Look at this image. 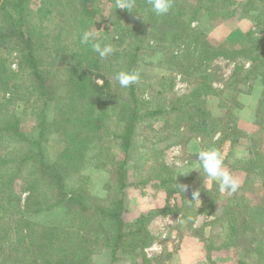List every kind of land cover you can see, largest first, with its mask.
<instances>
[{
  "label": "rangeland",
  "instance_id": "1",
  "mask_svg": "<svg viewBox=\"0 0 264 264\" xmlns=\"http://www.w3.org/2000/svg\"><path fill=\"white\" fill-rule=\"evenodd\" d=\"M246 1L231 0V2L225 4L227 9H218L214 13V18H211L207 8L203 7L204 5L197 6L196 0H174L167 20L169 22L180 21V24L184 20L191 21L193 40L183 42L164 35L158 41L149 28L143 35L137 30V35L134 37L125 36V41L122 42L123 45L120 43L121 41H117L115 36V32L120 29H117L115 14H110L112 3L107 0H95V3H93L95 15L91 18L92 20L87 25L86 30L95 31L97 40L102 45L111 44L113 46L115 51L110 56H115L114 58L118 59L119 64H122V60L118 57L122 55L117 54L116 49L119 50L124 45L126 46L127 42L135 41L137 37L143 39L144 43L136 69L140 78L135 83V96L139 98L142 115L137 122V137L133 143L131 161L126 166V177L129 186L126 188L127 193L124 199L123 219L126 223H134L139 216L145 215L149 234L154 236L156 241L143 249L141 253H138L140 250L132 252L131 248L120 251L125 256L136 255L141 259L143 254L149 251V248L154 244L162 243L164 245V243L172 242L173 245L178 238V233L174 229L179 230L181 225L190 226L200 234L201 228L197 227L209 222L211 247H220L219 249H223V253H231L243 264H264L261 259L264 256V175L261 173L264 160L260 161L257 168L252 167L251 158L238 162L234 161L232 158L233 153L227 154L229 145L226 144L227 141L234 144L233 142L240 141L242 137L249 133L243 131L239 127V123L249 125L251 119L248 118L247 114L241 115L239 112H241L244 105L251 106L255 101L257 107H259V100L262 93H264V65H259V60L255 58L244 60L242 59L243 56L229 58L223 53L211 58L206 55L208 46L221 45L229 50L240 49V47L249 44V36L258 38L264 35V0H252L250 3L244 4ZM41 4L42 0H30V6L34 10ZM195 8H199V10L195 12ZM68 10L69 8L66 14H71V11ZM143 21L141 20V22ZM45 22L51 30L55 29L56 21L50 22L46 18ZM138 23L141 24L140 21L137 22L134 19L125 22L126 26H124L127 34L135 32L133 28ZM147 24L151 25L149 19ZM72 35L74 36V32L70 28L68 33L62 37L66 43L73 44L71 43ZM258 43H256L258 47H263L262 44ZM1 51L3 54L9 55L8 62L14 73L17 72L19 69V55L16 52L11 53L10 48L7 46L2 47ZM210 51L209 48L208 52ZM54 52L52 53L55 54ZM217 52L219 50L211 56ZM97 55L94 52V56ZM44 56L45 59L50 57L49 53ZM107 57L103 59L99 57V71L107 75L112 82L111 92L109 93V111L107 113L109 116L105 121V126L112 133L122 129L126 119L131 114L132 95L129 88H121L116 80V73L122 67L115 64L109 70L107 63H105ZM235 60H242L244 67L238 70L235 69ZM57 61L60 62L51 66V69L54 73L61 75L64 72V66H67V64L64 59H58ZM204 75L208 76L212 88L210 92L212 93L209 95L203 94L201 101L206 100L207 108L214 116L220 118L218 122L212 125V128L217 131L214 138L209 136V131L200 133L197 136L196 129L186 128V125H189L187 120L184 121L185 125L180 131L177 132V130L172 129L174 112L168 111L161 115L149 114L150 110L157 108L167 107L168 109L170 101L190 93L197 85H200ZM16 82L17 86L11 87L10 99L7 100L10 103L3 108L4 111L10 112V115L0 113V121L18 119L24 133V136L15 135L12 132L7 133V136H3L5 134L0 135V225L3 224L0 232L3 231L2 235L9 233L11 237L16 234L17 238L20 239L19 243L16 240L15 249L12 252L14 258H9L8 264L23 263L20 260V253H23L20 245L22 235H18L16 218L26 211L25 200L28 193L24 188L25 184L22 179L24 172L26 169L33 167L36 161H39V156L25 160V164L21 159L26 157L25 155H37L38 149L32 144V140L36 137L43 116L46 114L49 121L57 116L55 102H50L46 107L43 98L37 99L38 89L29 78ZM145 95L148 96V99H145ZM62 109L66 110V105H63ZM256 115L257 113L253 122V125H256V131L252 130V125H250L248 129L252 136H248L247 139L251 138L249 143L251 151H253V154L255 150L258 151V160H260L264 157V135L262 128L256 123ZM195 118L197 119L196 116ZM223 133L228 134L230 137L221 143L219 140L223 137ZM106 134V136H102L101 133H98L93 149L91 148L88 152L85 164L81 166L77 164L76 167L70 168L69 174L66 175L67 189L70 192H79L85 197V200L92 204L93 198L91 195L108 199L106 205L111 204L113 197V193L108 192L106 189L109 173L105 169L99 168L94 161L91 163L90 159L93 154H98L103 158L104 155L111 153L117 159L124 158L121 141L113 137L111 140L110 135L107 132ZM193 138L199 139L201 149L214 147L221 152L225 156L224 163L226 167L234 175L237 176L238 174L236 169H244L246 179L239 190L233 194H221L213 186L211 192L204 197H199L196 200H191L192 197H189L187 199L188 203L190 202L188 209L183 208L179 212H176L175 204L180 202V196H174L169 203L171 208L175 210L169 211L167 208V194L161 189V185L158 183H156L157 185L152 183L146 185L134 184L145 178H154V175L150 173L151 170L148 164L157 166L158 161L170 165L174 169L178 180L188 179L189 176L193 175V172L187 175L186 178L179 176L181 172H186L187 166L193 160L197 161V154L186 151L188 141ZM218 138L220 139L218 140ZM66 139L65 132L59 133L56 128L51 132L48 130L42 142L44 159L50 163L56 161L67 146L68 140L66 142ZM8 158H14L15 160L6 161ZM97 161L100 163L101 159ZM18 164L22 171L15 179V183H10L11 178L18 169ZM182 174L185 175L186 173ZM194 178V182H191L192 185L195 184V181L203 183L200 172ZM192 185L187 182L185 192H191L193 190ZM205 199L207 202L209 200V203L214 202L210 206V209L215 210L214 215L202 213L193 217V210L205 205ZM235 204L239 206L233 208L232 206H235ZM109 206L113 208V204ZM1 207H7L8 209L5 211ZM66 212L67 209L65 208H57L41 211L33 214L30 218L39 223L59 224L68 220ZM231 220L237 224L238 233L236 234L230 232L229 221ZM116 223V221L110 219L106 221L111 236L116 234ZM193 225L195 228L192 227ZM110 243V237L101 239L97 245L98 247H95L98 251L94 252L91 264L112 263ZM151 251L149 253L152 254L153 251ZM5 254L6 252L1 257L4 258ZM140 263L141 261H138V264ZM121 264H131V262L122 261Z\"/></svg>",
  "mask_w": 264,
  "mask_h": 264
},
{
  "label": "trees",
  "instance_id": "2",
  "mask_svg": "<svg viewBox=\"0 0 264 264\" xmlns=\"http://www.w3.org/2000/svg\"><path fill=\"white\" fill-rule=\"evenodd\" d=\"M107 1L112 3L110 14L116 16L117 22L115 23L118 25L117 29L120 30L115 32V36L118 42L121 41L120 43L125 41V36L134 37L137 35V30L143 35L149 28L158 41L164 35L183 42L193 40L191 21L184 20L181 24L180 21L169 22L167 16L170 13L155 15L151 11L148 0H134L132 11L116 9V0ZM196 1L197 6L204 5L203 7L207 8L211 18H214V13L218 9H227L225 4L231 2V0ZM251 1L247 0L244 4ZM93 3L95 0H42V4L34 10L30 6V0H0V97L3 98H0V113L10 115V112L4 111L3 108L10 103L7 100L10 99L11 87L17 86L16 81L28 78L38 89L37 99L43 98L46 107L50 102H55L57 108L55 119L49 121L45 114L39 123V130L32 140V144L38 149L37 155H25L26 157L21 159L25 164V160L39 156V161H36L33 167L26 169L22 178L25 184L24 188L28 193L25 200L26 211L16 218L18 235H22L20 241L23 250V253H20L22 264H91L94 252L98 251L95 247H98L97 245L102 238L108 237L111 238L110 245L114 261L119 251L131 248L132 252L140 250L138 253H141L143 249L156 241V238L149 234L145 215L139 216L134 223H126L123 219L124 199L127 193L126 188L129 186L126 166L131 161L133 143L137 137V122L142 112L139 98L135 96L136 84H133L129 87L132 95V111L124 126L119 131L112 133L105 126V121L109 116L107 113L112 82L107 75L99 71L100 59L98 55L94 56L91 45L80 42L82 33L86 31L87 25L95 15ZM68 8L71 14H66ZM198 10L199 8H195V12ZM46 18L50 22L56 21L55 29L51 30L45 22ZM130 19L140 21L141 24L138 23L133 28L135 32L127 34L125 22L130 21ZM148 19L151 25L147 24ZM141 20L144 21L141 22ZM70 28L75 36L74 38L72 35L71 43L73 44L66 43L62 37L68 33ZM137 38L135 41L127 42V45L119 50L116 49L117 54L122 55L118 57L122 60V64L118 63V59L114 58L115 56L106 58L105 63H107L109 70L115 64H119L122 67L120 70L136 71L144 44L143 39ZM248 41L249 44L240 47V49L229 50L221 45L208 46L211 51L208 52L209 48L206 49V55L211 58L223 53L229 58L237 56H243V60L255 58L259 60V65H264V35L258 38L249 36ZM256 43L262 44L263 47H258ZM5 46L10 48L11 53L16 52L19 55V69L15 73L8 62L9 55L3 54L1 51V48ZM218 50L219 52L211 56ZM53 51L55 54L52 53ZM46 53H49L50 57L45 59ZM58 59H64L67 64L64 66V72L61 75L54 73L51 69V66L60 62L57 61ZM235 62V69L244 67L242 60H235ZM202 80L201 84L197 85L190 93L170 101L168 109L167 107L157 108L150 110L149 114L161 115L168 111L174 112L172 129L177 130V132L180 131L185 125L184 121L187 120L189 125H186V128L196 129L197 136L209 131V136L214 138L217 131L212 128V125L218 122L220 118L214 116L207 108L206 100L201 101L203 94L212 93L210 92L212 88L208 76L204 75ZM63 105H66V110L62 109ZM256 123L264 131V93L259 100ZM54 128L59 133H66V142L68 140V143L59 158L50 163L44 159L42 142L47 131H54ZM11 132L15 135L24 136L19 120L6 119V121H0V135L5 134L3 136H7L6 134ZM106 132L110 135L111 140L113 137L121 141L124 158L117 159L111 153L104 155L103 158L98 154H93L90 161L91 163L94 161L99 168L105 169L109 173L106 189L113 193L111 204H109H113V208L106 205L108 199L93 195H91L93 204L89 203L79 192H70L66 183V175L69 174V169L76 167L77 164L79 166L85 164L88 152L94 146L98 133L106 136ZM228 137H230L228 134L223 133V137L218 138V140L220 139L219 141L223 143ZM258 155L259 152L255 150L251 157L252 167L257 168L260 161L264 160V157L258 160ZM98 159H101L100 163L97 161ZM12 160L15 159L8 158L6 161L11 162ZM157 164V166L148 164L150 173L154 175V178H145L134 185L149 183L161 185V189L167 194L169 211L175 210L171 208L169 203L174 196H180V202L175 204L176 212H179L183 208L188 209L190 202L188 203L187 199L193 198V192L199 190L200 197L211 192L204 188L205 185L202 182L195 181V184L192 185L194 176L199 174L198 171H194L188 179L178 180L170 165L162 161H158ZM261 170L264 175V162ZM21 171L19 165L10 183H15V179ZM187 182L193 186L191 192L184 191ZM213 203L206 200L205 205L193 210V217L202 213L214 215L215 210L210 209ZM238 206L235 204L232 207L237 208ZM1 208L5 211L8 209L7 207ZM57 208L67 209L68 220L65 223L44 224L30 218L33 214L41 211ZM217 218L219 217L217 216ZM108 219L117 222L115 236H111L106 224ZM229 226L231 233H238L235 221H229ZM1 228H3V224L0 225V230ZM2 232H0V257L3 253L6 252V254L4 258H2L3 256L0 258V264H8V259L14 258L12 252L15 249L16 240L19 243L20 239L17 238L16 234L11 237L9 233L2 235ZM7 237L9 238L7 239ZM261 259L264 263V256Z\"/></svg>",
  "mask_w": 264,
  "mask_h": 264
},
{
  "label": "crops",
  "instance_id": "3",
  "mask_svg": "<svg viewBox=\"0 0 264 264\" xmlns=\"http://www.w3.org/2000/svg\"><path fill=\"white\" fill-rule=\"evenodd\" d=\"M243 104V103H242ZM257 102L255 101L251 106H245L241 110L242 114H247L248 118L251 119L249 121V125L239 123V127L243 131H248L249 133L242 137L240 141L232 142L229 141L226 144L229 145V150L227 154L230 155L233 153L232 158L234 161L246 160L251 158L253 151H251V146L249 143L251 142V138L247 139L248 136H252L249 131V126L252 125V130L256 131V125H253L255 114L257 113ZM264 135V131H263ZM245 138V139H244ZM199 139L193 138L188 141L186 146V151L192 154H197V152L201 149ZM225 152V151H224ZM225 157V156H224ZM231 159V158H230ZM197 164V161H194L187 166L186 173L183 175L180 173L181 178H186L190 173L197 171L191 169ZM237 177L241 179V184L245 182L246 171L244 169H236ZM200 207V206H199ZM201 216V215H200ZM199 216V217H200ZM195 228V226H192ZM197 228H201L200 234L197 233L196 230L192 229L190 226L181 225L178 229H174L178 233L177 241L172 245L170 243H164V245L156 244L155 249L152 250L153 253L145 252L140 259L139 256L130 255L125 256L120 251L117 253L116 260L111 264H121L124 262H131V264H138V261H141L140 264H241L239 260L231 253L225 252L223 253V249H219L220 247L213 246L211 247V227L208 224H203V226H198ZM172 230V231H174ZM176 243V244H175ZM112 251V250H111ZM151 251V252H152ZM230 252V251H229ZM149 253V254H148ZM124 257V258H123ZM243 264V263H242Z\"/></svg>",
  "mask_w": 264,
  "mask_h": 264
},
{
  "label": "clouds",
  "instance_id": "4",
  "mask_svg": "<svg viewBox=\"0 0 264 264\" xmlns=\"http://www.w3.org/2000/svg\"><path fill=\"white\" fill-rule=\"evenodd\" d=\"M151 11L155 15H166L172 8V0H148ZM134 7V0H116V9L131 10ZM80 42L82 44H90L93 51L103 59L114 53L115 49L111 44H101L97 40V33L92 30H86L82 33ZM139 72L120 70L116 73V80L121 88L127 89L139 80ZM145 99L148 96L145 95ZM225 157L216 148H202L197 152V164L191 169L198 170L203 177L204 188L211 191L215 186L219 193L233 194L236 193L241 186V179L234 175L232 171L226 167L224 163ZM188 173V172H181ZM185 191V188H184ZM191 200L200 197V191L197 190L192 194Z\"/></svg>",
  "mask_w": 264,
  "mask_h": 264
},
{
  "label": "built area",
  "instance_id": "5",
  "mask_svg": "<svg viewBox=\"0 0 264 264\" xmlns=\"http://www.w3.org/2000/svg\"><path fill=\"white\" fill-rule=\"evenodd\" d=\"M154 246H156V244H154L153 246H151V247L149 248V251L154 250V249H155ZM149 251H148V252H149Z\"/></svg>",
  "mask_w": 264,
  "mask_h": 264
}]
</instances>
